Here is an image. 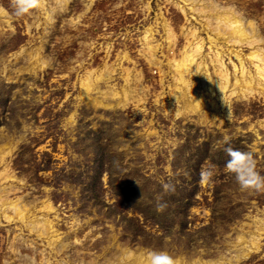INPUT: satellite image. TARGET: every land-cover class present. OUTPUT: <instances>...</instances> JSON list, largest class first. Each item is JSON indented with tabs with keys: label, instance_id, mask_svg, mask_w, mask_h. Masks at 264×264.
<instances>
[{
	"label": "rangeland",
	"instance_id": "obj_1",
	"mask_svg": "<svg viewBox=\"0 0 264 264\" xmlns=\"http://www.w3.org/2000/svg\"><path fill=\"white\" fill-rule=\"evenodd\" d=\"M183 1L41 0L16 16L12 0H0V198L21 199L23 219L47 225L38 235L0 204V264H131L151 251L176 264H264V191H241L224 151L227 135L234 149L254 152L264 175L253 47L209 39L206 15ZM212 1L252 20L264 49V0ZM195 41L205 66L175 74L169 63ZM216 50L229 88L239 57L260 86L228 95L215 116L209 106L177 114L192 92L210 97L200 77L216 78ZM88 71L102 77L86 92ZM209 164L216 174L201 185ZM169 181L176 190L165 194Z\"/></svg>",
	"mask_w": 264,
	"mask_h": 264
},
{
	"label": "bare ground",
	"instance_id": "obj_2",
	"mask_svg": "<svg viewBox=\"0 0 264 264\" xmlns=\"http://www.w3.org/2000/svg\"><path fill=\"white\" fill-rule=\"evenodd\" d=\"M59 3H65L67 0H57ZM188 5H193L191 7L192 10L198 11L200 13H204L206 16L205 22L207 24L209 30V39H212L215 35L217 38H223V41L227 44H234L237 46L248 45L253 47V49L249 52L248 58L253 61V65L256 70L257 77L263 81L264 84V49L258 47V43L262 42L259 33L257 31L256 25L252 20H244L243 16H240L235 12V9L231 6L222 5L217 6L215 2L212 0H184ZM198 5V8L196 7ZM49 17L47 16L45 20ZM163 25L167 36H169L172 31L167 25L166 20H163ZM172 38L170 37V40ZM196 44L191 49V53H187L185 58L181 61L172 60L169 64H172L171 67L176 68L175 74L181 75V72H189L191 75H196L197 70L205 66V64L201 61H195V54L198 55L199 51L201 50L202 42L195 41ZM203 60V58L201 59ZM213 62L215 63V79L211 78L209 75L201 76L200 82L202 87L210 96L207 100L200 92H192L193 96L192 99L194 100L191 104H187L184 102L182 109H178L177 114L184 112V111H197L200 109L201 106H209L210 113L215 116L221 108L225 105V97L227 98L228 95L238 94L245 95V93H252L258 86H260L259 82H256L255 87L254 78L250 73L246 74V69L244 67V61H242V57H239L240 64H241V76L235 77V80L232 82L234 86L229 88L230 80V72L226 67H224L223 62L221 61L220 51L216 50L212 57ZM45 62V61H44ZM194 62V64H193ZM198 64V65H197ZM195 65V66H193ZM235 67V65H233ZM200 67V68H199ZM236 69V67H235ZM102 77L101 75L92 76V71H88L85 77L81 78V85L84 87L85 91L88 92L93 89L95 82L97 79ZM215 83V84H213ZM242 83V84H241ZM214 94H213V89ZM239 88V89H237ZM260 88L264 91V87L260 86ZM229 91V93H227ZM260 93L264 94V92ZM116 95V94H115ZM174 96V94H172ZM96 105V104H95ZM103 106V105H102ZM107 106V105H106ZM4 199L0 198V204H6L7 207L11 206V209L19 214V218L24 220V209L26 208V204L21 202V199L10 200L8 202H3ZM26 221V225L29 226L32 230H37L36 227L41 229V231L37 230L38 235L42 233H47V225L46 222H40L36 220L35 217L30 218ZM252 237L251 239H253ZM238 240L242 242V247L244 245H248L247 239L244 237V234H241L238 237ZM249 240V239H248ZM242 248L239 250L236 259L239 258L240 252ZM135 261H131V264H149V259H142L141 256L138 258L134 256Z\"/></svg>",
	"mask_w": 264,
	"mask_h": 264
},
{
	"label": "clouds",
	"instance_id": "obj_3",
	"mask_svg": "<svg viewBox=\"0 0 264 264\" xmlns=\"http://www.w3.org/2000/svg\"><path fill=\"white\" fill-rule=\"evenodd\" d=\"M41 0H12L14 14L21 16L29 13L32 9H37L40 6ZM5 10L0 8V12ZM225 153L229 159L226 161L225 169L228 173L234 174L240 190H254L256 192L264 191V175L257 170V160L253 151H241L234 149L231 146V137L224 136ZM215 166L209 164L200 170L201 185H207L212 182L215 175ZM185 177L190 179V174L185 172ZM162 189L165 194L174 193L176 190L175 184L171 181L162 183ZM162 197H157L156 211L163 212L167 208L166 202H161ZM149 264H176L175 259L165 251H151L148 254Z\"/></svg>",
	"mask_w": 264,
	"mask_h": 264
}]
</instances>
